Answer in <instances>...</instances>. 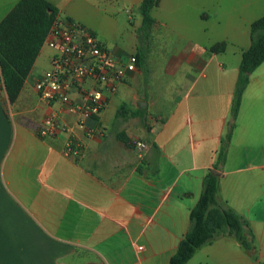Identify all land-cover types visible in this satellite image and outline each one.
<instances>
[{
	"label": "crops",
	"instance_id": "1",
	"mask_svg": "<svg viewBox=\"0 0 264 264\" xmlns=\"http://www.w3.org/2000/svg\"><path fill=\"white\" fill-rule=\"evenodd\" d=\"M17 1L0 0V20ZM48 1L61 17L95 32L116 57L125 59L140 46L134 34L125 49H111L103 28L78 12L82 6L104 12L93 0ZM123 1L138 9L141 0ZM179 1L159 0L150 14L151 28L162 23L182 44L159 45L152 61L153 46L143 44V65L108 96L98 117L104 135L78 128L73 113L59 116L66 131L37 135L44 117L59 107L39 99L34 88L50 67L49 47L46 66L38 64L39 53L14 102L0 87V264H168L213 169L221 173L218 201L248 221L253 245L244 249L221 236L186 264H264V61L249 75L225 161L213 167L229 129L252 21L239 44L230 49L223 41L224 50L212 53L215 43L206 47L196 37L212 18L204 9L189 29L153 16L154 10L173 12ZM140 24L141 17L136 30ZM72 98L82 100L76 92ZM69 139L80 143L78 156L64 155ZM136 140L146 144L141 157Z\"/></svg>",
	"mask_w": 264,
	"mask_h": 264
},
{
	"label": "trees",
	"instance_id": "2",
	"mask_svg": "<svg viewBox=\"0 0 264 264\" xmlns=\"http://www.w3.org/2000/svg\"><path fill=\"white\" fill-rule=\"evenodd\" d=\"M158 2L159 0H141L138 6L141 17L138 32H144L145 36L154 23L150 13ZM58 14V8L48 0H18L0 20V87L4 90L9 103L18 97ZM224 48L225 42L222 41L212 45L209 51L216 53L223 51ZM134 55L137 59L136 66L141 67L144 63V47L138 46ZM263 61L264 14L250 24L249 45L241 53L231 100L229 129L221 140L214 168L225 161L249 75ZM217 186L218 176L208 170L202 181L199 198L190 209L189 227L179 240L168 264H186L200 247L221 236L232 237L244 249L252 248L253 234L248 221L218 201Z\"/></svg>",
	"mask_w": 264,
	"mask_h": 264
},
{
	"label": "built area",
	"instance_id": "3",
	"mask_svg": "<svg viewBox=\"0 0 264 264\" xmlns=\"http://www.w3.org/2000/svg\"><path fill=\"white\" fill-rule=\"evenodd\" d=\"M43 45L52 49L50 67L42 71L34 88L39 99L59 107L46 115L37 130L40 138L54 137L66 131L59 116L77 115L76 125L89 135L106 133L98 117L108 96L113 94L122 80L136 70V56L125 59L113 55L99 37L83 24L57 15L44 39ZM76 92L81 101H74ZM94 124H88L87 121ZM134 146L141 157L146 144L136 140ZM81 145L75 139L65 143L66 157L78 156Z\"/></svg>",
	"mask_w": 264,
	"mask_h": 264
},
{
	"label": "rangeland",
	"instance_id": "4",
	"mask_svg": "<svg viewBox=\"0 0 264 264\" xmlns=\"http://www.w3.org/2000/svg\"><path fill=\"white\" fill-rule=\"evenodd\" d=\"M56 2L57 0H50ZM92 1V0H91ZM104 12L94 15L86 6L78 9L85 18L98 23L104 30L108 37L109 47L115 50L125 49L128 45L130 35H138L139 44H151L150 59L152 61L156 58V49L159 45H165L169 42L178 47L182 42L179 37L168 34V28L158 22L151 31L145 36L144 32L136 30L137 20L140 17L136 6L131 5L128 1L123 0H93ZM204 9L205 12L212 15L209 21L204 24L205 34L197 37L199 42H203L205 46H210L213 43L225 41L228 47L232 49L240 42V33L244 32L249 22L264 13V0H181L174 4V11L167 13L162 10H154L153 16L155 18L162 17L164 22L168 23L165 16L171 17L173 22L183 25L185 29L195 28L199 22H195V14L198 10ZM184 17V18H183ZM183 18V19H182ZM200 31V27H199ZM95 33V32H94ZM97 35V34H96ZM98 36V35H97ZM246 36L241 35V38ZM50 49L44 46L38 57V64L46 66L44 59ZM45 69V68H44Z\"/></svg>",
	"mask_w": 264,
	"mask_h": 264
},
{
	"label": "water",
	"instance_id": "5",
	"mask_svg": "<svg viewBox=\"0 0 264 264\" xmlns=\"http://www.w3.org/2000/svg\"><path fill=\"white\" fill-rule=\"evenodd\" d=\"M212 173H213L214 175H218V176L221 174V173H220L219 171H217L216 169H213V170H212Z\"/></svg>",
	"mask_w": 264,
	"mask_h": 264
}]
</instances>
